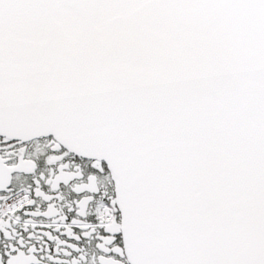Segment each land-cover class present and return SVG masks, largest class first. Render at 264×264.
I'll list each match as a JSON object with an SVG mask.
<instances>
[{
	"label": "snow or ice",
	"instance_id": "6c2138e0",
	"mask_svg": "<svg viewBox=\"0 0 264 264\" xmlns=\"http://www.w3.org/2000/svg\"><path fill=\"white\" fill-rule=\"evenodd\" d=\"M0 264H264V0H0Z\"/></svg>",
	"mask_w": 264,
	"mask_h": 264
}]
</instances>
